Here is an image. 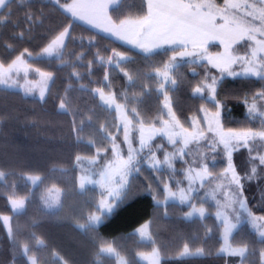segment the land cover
I'll list each match as a JSON object with an SVG mask.
<instances>
[{
    "label": "snow or ice",
    "instance_id": "1",
    "mask_svg": "<svg viewBox=\"0 0 264 264\" xmlns=\"http://www.w3.org/2000/svg\"><path fill=\"white\" fill-rule=\"evenodd\" d=\"M18 2L28 5V0ZM53 3L68 14L65 16L67 22L46 37V43L39 52L34 53L24 48L10 61L0 60V85L9 88L19 86L26 95L38 92L40 101L46 103L52 95L49 85H54V74L34 67L29 58L34 61L40 55L56 56L61 64L65 63L64 52L68 42L76 39L73 35L75 21L90 25L131 48L140 50L145 59L158 55L161 49L165 50V54L170 53L167 61L153 68L159 78L156 91L163 97V102L159 114L147 121L136 107L128 106L127 95H123L125 102L121 103L118 102L117 94L111 91L109 69L113 66L129 82L136 79L125 70L126 64L136 62L134 55L129 51L112 48L107 50L109 55L104 56L97 51L95 61H87L89 77L93 75L94 62H98L97 67L104 69V86L91 91L107 109H114L119 120L113 125L116 134L107 127L100 126L108 146L89 138L87 143L94 148L95 155L75 156V161L81 168L79 189L83 190L86 184H98L102 189L95 211H87L82 216L85 222L78 223L79 228L87 230L89 239L96 248L97 264H100L102 256L113 257L116 264H136L132 256L121 253L115 241L103 240L99 227L109 215L141 194L129 177L140 172L143 163H147L157 174L158 187L154 188L149 183L143 189L152 194L157 206L166 205L170 199L176 198L190 209L184 213L185 217L191 218L198 214L204 219L211 212L204 207L203 201H200L199 206L194 202L198 199L195 194L204 189L216 202L215 216L221 222L219 228L223 233V243L214 255L223 257L225 264H250L249 256L256 249L250 247L248 242L233 239V232L242 218H245L262 238L264 245V0H140L137 9L124 12L112 11L119 8L122 0H53ZM12 5L13 0H0V9L7 13L0 14V26L11 20ZM129 12L134 14L129 15ZM43 15L42 5L36 12L31 11V5H28L25 13L26 28L13 35L25 38V34L29 33L26 38L31 39L30 33L37 22L43 21ZM93 41L95 36L89 43ZM213 42H218L223 51L210 53L209 45ZM7 47L11 49L13 46L9 44ZM82 58L83 53L76 57L77 60ZM197 61H205L200 65L205 71L192 88V94L200 97L205 105L198 109L201 116L187 121L189 127H185L173 108L169 92L179 87L175 70L183 63L196 64ZM212 69L218 71L213 73ZM192 71L195 76H200L195 68ZM30 72L35 73L39 79L29 80ZM72 75L77 80L82 79V75L75 70ZM226 76L255 78L260 85L258 89L244 92L239 97L246 108L247 119L240 122L241 126L238 128L226 129L221 122V114L226 108L225 103L218 98L217 89L222 86ZM166 85H171V88H166ZM105 86L109 89L107 92ZM70 87L71 84L68 85ZM68 88L64 90L63 96L58 97V109L72 116V131L77 143H80L85 139V119L78 121L72 112ZM208 103L211 108L207 107ZM91 119V116L87 117L88 121ZM201 121L203 127L200 126ZM117 134L123 137L119 142ZM157 137L166 138L167 145L163 139L157 140ZM191 144L204 151H197L195 158L186 159L192 156L189 149ZM121 145H126V148ZM237 153L244 156L240 165L234 160ZM218 158L223 164L214 167ZM85 160L94 167L84 168L82 162ZM177 161H181L183 165L179 169L176 167ZM162 167L167 169V179L161 171ZM178 172L182 173V178H177ZM8 175L9 173L0 170V179ZM93 176H98L99 179H93ZM28 179L33 183L42 182L38 175L29 176ZM253 183L257 185L260 195L256 202L250 203V198L245 193L247 186ZM9 188L10 192L4 195L12 212L22 211L28 197L18 195L14 191V184L9 185ZM64 191L53 184L47 194L41 197L45 207L62 209L60 197ZM164 214L167 215V209ZM0 221L12 244L9 264H17L16 257L19 255L27 257L29 264H39L34 245L18 239L20 229L13 216L0 214ZM212 231V228L205 225V238ZM134 232L140 240L150 242V251L134 253L146 264L213 255L203 246L183 242L176 254L170 256L167 246L157 242L152 221L140 225ZM30 239L35 245L44 244L35 233H30ZM53 255L58 258V264H68L58 253ZM232 257L239 259L233 262L229 260ZM258 262L264 264V246L259 249Z\"/></svg>",
    "mask_w": 264,
    "mask_h": 264
},
{
    "label": "trees",
    "instance_id": "2",
    "mask_svg": "<svg viewBox=\"0 0 264 264\" xmlns=\"http://www.w3.org/2000/svg\"><path fill=\"white\" fill-rule=\"evenodd\" d=\"M140 0H122L114 12H124L128 9H137ZM219 2V0H218ZM31 5V11L44 8L43 21L37 22L30 33L31 39L13 35L15 32L24 31L26 28L25 13ZM28 5L20 4L13 0L11 20L0 26V60L10 61L24 48L37 53L46 43V37L58 27L65 24L67 13L59 9L53 0H28ZM0 14L7 15L1 9ZM129 12V15H133ZM123 18V17H121ZM73 35L75 40L68 42L64 52L65 63L61 64L58 58H29L34 67L54 74V85H50L52 92L47 102L39 98L29 97L20 91L0 87V170L9 173L0 179V214L11 215L19 225L18 239L34 245L39 264H58V258L53 253H58L68 264H97L96 248L89 239L86 229L78 227L84 223L83 214L95 211L100 193L96 188L90 187L84 191L79 189L75 156H93L94 148L87 143L89 138L95 139L108 146V141L103 139L104 133L100 130L103 125L110 132L115 133L113 127L118 118L115 111L107 109L99 97L91 91L96 87L104 86L102 80L104 69L93 64V75L88 76L86 67L88 60L95 61V53L110 54L108 49L129 51L135 57L134 64H126L125 70L133 74L136 79L129 82L127 78L114 66L109 69L111 91L117 94L118 102L124 103L123 95L128 97V106L136 107L141 116L147 121L154 119L159 114L163 97L156 91L158 77L154 74V66L167 61L165 50L159 54L145 59L144 54L107 35H104L78 21H75ZM95 41L89 43L92 37ZM13 47L9 49L7 45ZM83 53L82 60L76 57ZM203 64V63H202ZM201 64L185 63L175 71L179 87L172 89L169 94L173 99V108L177 112L185 127L193 117H199L198 109L205 102L192 94L205 71ZM195 68L200 76H195ZM73 70L82 75V79L72 75ZM253 81V82H249ZM71 87L68 88V85ZM83 85L84 87H81ZM255 78H226L218 88V98L225 103L223 124L225 128H238L242 121L247 119L246 108L239 97L244 93L259 88ZM68 88V100L72 112L79 121L85 119V139L77 143L72 131V116L58 109V97L63 96ZM109 89L105 86V91ZM143 93V95H141ZM207 106L211 108V104ZM214 110V109H213ZM91 116V121L87 117ZM121 135L118 136V138ZM121 140V137L119 138ZM110 154V153H109ZM108 154V155H109ZM164 178L167 179V172ZM40 176L42 182L36 187L28 181V176ZM131 182L140 190L141 194L117 209L100 225L99 233L103 240L115 241V245L125 256H132L136 264H143L134 255L137 252L150 251V242L141 241L134 230L140 225L152 221V229L157 242L167 246L168 254L173 256L183 242H190L196 246H203L213 253L210 256L192 257L183 260L169 259L162 264H225L223 257L214 255L216 249L222 244V229L215 216L209 215L204 219H187L184 216L190 209L188 206L177 202L157 206L152 199V194L143 189L149 183L154 188L158 187L157 174L153 169L144 166ZM14 184V191L20 196H27L26 208L22 212L13 213L8 204L5 193L10 192L9 185ZM64 189L63 208L51 211L43 207L41 197L52 185ZM162 191V188H161ZM162 199V197H160ZM167 209V215L164 210ZM205 225L213 229L205 238ZM15 227V224H14ZM30 233L44 241L43 245H35L30 239ZM233 239L248 242L256 252L249 256L250 264H259V249L264 246L248 225H244L236 232ZM12 244L7 235L6 228L0 221V264H9L11 259L10 249ZM17 264H29L27 257H16ZM100 264H116L113 257L102 256Z\"/></svg>",
    "mask_w": 264,
    "mask_h": 264
},
{
    "label": "rangeland",
    "instance_id": "3",
    "mask_svg": "<svg viewBox=\"0 0 264 264\" xmlns=\"http://www.w3.org/2000/svg\"><path fill=\"white\" fill-rule=\"evenodd\" d=\"M78 22H80V23H82V24H84V25H86V26H88V27H90V28H92L90 25H87V24H85V23H83V22H81V21H78ZM92 29H94V30H96V31H98V32H100V33H102V34H104V35H107V36H109V37H111V38H113V39H115L114 37H112V36H110L109 34H107V33H104V32H102V31H100V30H98V29H95V28H92ZM116 40V39H115ZM117 41H119V40H117ZM119 42H121V41H119ZM121 43H123V42H121ZM124 44V43H123ZM125 45H127V44H125ZM127 46H129V45H127ZM129 47H131V46H129ZM134 49V48H133ZM135 50H138V49H135ZM162 50H164V49H161V50H159V51H162ZM138 51H140V50H138ZM223 51V47L221 46V45H219V43L218 42H213V43H211L210 45H209V52L210 53H216V52H222ZM36 58H57L56 56H51V57H49V56H46V55H40V56H37ZM186 60H188L189 58H185ZM202 63H205V61H197V63L196 64H202ZM183 64H185V63H183ZM183 64H181V65H183ZM176 71V70H175ZM218 70L217 69H212V72L213 73H216ZM196 73H197V71H196ZM154 74H155V72H154ZM175 74V73H174ZM226 78H231V79H235V78H233V77H229V76H226L224 79H226ZM237 78H243V77H237ZM28 79L29 80H38L39 79V77L35 74V73H33V72H30L29 73V76H28ZM159 79V78H158ZM21 83H23V81L21 80ZM51 85V84H50ZM50 85H49V87H50ZM0 87H2V88H7V89H10V90H14V91H20V92H22L24 95H26L25 93H24V90H23V88H21V87H19V86H17V87H11V88H9V87H6V86H4V85H0ZM166 88H171V85H166L165 86ZM217 91H218V89H217ZM170 95V94H169ZM26 96H29V97H36V98H39V95H38V92L37 93H34V94H32V95H26ZM171 96V95H170ZM40 99V98H39ZM208 107V106H207ZM110 110H113L114 111V109H110ZM201 116V115H200ZM223 116H224V111L222 112V114H221V122L223 123ZM119 121V120H118ZM200 126L201 127H203L204 125H203V122L201 121L200 122ZM118 136H119V134H117ZM133 135H135V133H133ZM209 135H211L210 133H209ZM121 137V140L123 139V137H122V135L120 136ZM119 137V138H120ZM118 138V142L120 141V139ZM163 139V142L167 145V141H166V138H161V137H157V140H162ZM203 143V142H202ZM121 147H124V148H126V145H121ZM169 147V150H171V147L170 146H168ZM189 149H191V151H192V156L191 157H186V159L187 158H195L196 157V155H197V151H204V149H202V148H197V145H195V144H191V145H189ZM110 155V154H109ZM157 155H159V153L157 154ZM243 159H244V156H242L241 155V153H237V154H235V156H234V160H235V162L238 164V165H240L241 163H242V161H243ZM77 164V163H76ZM82 164H83V167L84 168H86V169H91V168H93L94 167V165H92V164H90L87 160H85V161H83L82 162ZM223 164V161L222 160H220L219 158L217 159V161H216V164L214 165V167H219L220 165H222ZM144 166H147V167H149V165L147 164V163H143L141 166H140V170H141V168H143ZM183 165H182V162L181 161H177L176 162V167L179 169V168H181ZM77 167H78V169H79V176L81 175V168H80V165H78L77 164ZM149 168H151V167H149ZM152 169V168H151ZM161 170H164V171H166L167 172V169L166 168H164V167H162V169ZM138 173H133L130 177H129V180L131 181L132 180V178H133V176H135V175H137ZM30 176H33V175H30ZM29 177V176H28ZM27 177V178H28ZM177 178L179 179V178H182V173H177ZM93 179H99V177L98 176H93ZM28 181L33 185V187H36L40 182H36V183H33L32 181H30L29 179H28ZM186 184H187V181H185L184 182V185L186 186ZM90 187H93V188H96L98 191H99V193H101V191H102V189L100 188V186L98 185V184H86L85 185V188L83 189V190H81V191H84V190H86V189H88V188H90ZM47 194V192L45 193V195ZM246 196H248L249 198H250V203H254V202H256L258 199H259V195H260V192H259V189L257 188V185L255 184V183H253V184H250V185H248L247 186V188H246ZM196 196H197V201H194V202H196L197 203V206H199V203H200V201H203L204 202V207L205 208H207L210 212H211V215H213V216H215V210H216V202L214 201V200H212L211 199V197L207 194V192L204 190V189H201L198 193H196L195 194ZM62 197H63V194L61 195V201H62ZM100 199V198H99ZM42 202H43V207L45 208V209H47L46 207H45V205H44V201L42 200ZM170 202H177V203H180L179 202V200L178 199H176V198H173V199H170L169 201H168V203H170ZM181 204V203H180ZM182 205H185V206H187V204H182ZM25 208H26V204H25ZM57 209H59V208H53V209H47V210H51V211H54V210H57ZM25 209H23L22 211H24ZM22 211H20V212H22ZM18 213V212H17ZM259 214V213H258ZM243 215H245V214H242V216ZM207 216H209V215H207ZM206 216V217H207ZM187 218V217H186ZM194 218H200L199 217V215L198 214H196V215H194L193 217H191V218H187V219H189V220H191V219H194ZM215 218H216V216H215ZM217 219V218H216ZM105 221V220H104ZM103 221V222H104ZM217 221H218V223L220 224L221 222H220V220L219 219H217ZM102 222V223H103ZM101 223V224H102ZM244 225H248L250 228H251V230L255 233V234H257V236H258V238L260 239V240H262V238L261 237H259V235H258V233L256 232V230L252 227V225L248 222V220L247 219H245V218H242V220H241V222L238 224V226H237V228H236V230L233 232V236H234V234L236 233V232H238L239 230H240V228L242 227V226H244ZM141 241H146V240H141ZM147 242V241H146ZM222 243H223V233H222ZM138 257V256H137ZM192 257H201V256H190V257H186V258H192ZM203 257V256H202ZM186 258H184V259H186ZM239 258L238 257H232V258H229V260L230 261H233V262H235V261H237ZM138 260L140 261V262H142L143 264H146V262H144V261H142L139 257H138ZM161 264H162V262H161Z\"/></svg>",
    "mask_w": 264,
    "mask_h": 264
},
{
    "label": "crops",
    "instance_id": "4",
    "mask_svg": "<svg viewBox=\"0 0 264 264\" xmlns=\"http://www.w3.org/2000/svg\"><path fill=\"white\" fill-rule=\"evenodd\" d=\"M1 10V9H0Z\"/></svg>",
    "mask_w": 264,
    "mask_h": 264
}]
</instances>
